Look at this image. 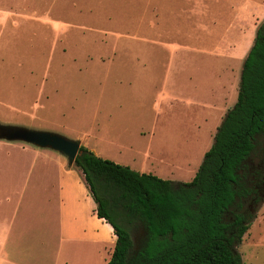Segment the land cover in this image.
<instances>
[{"label":"rangeland","instance_id":"obj_1","mask_svg":"<svg viewBox=\"0 0 264 264\" xmlns=\"http://www.w3.org/2000/svg\"><path fill=\"white\" fill-rule=\"evenodd\" d=\"M263 21L264 0H0V124L57 134L136 172L189 183L237 101ZM28 149L52 161L24 198H49L52 208H0L12 226L10 264H107L112 248L26 240L30 225L58 224L55 162L63 157L0 139V196L18 200L22 182L9 177L29 174ZM130 230L138 243L141 232ZM236 250L243 264H264V201Z\"/></svg>","mask_w":264,"mask_h":264},{"label":"trees","instance_id":"obj_2","mask_svg":"<svg viewBox=\"0 0 264 264\" xmlns=\"http://www.w3.org/2000/svg\"><path fill=\"white\" fill-rule=\"evenodd\" d=\"M72 166L116 236L107 264H243L236 248L264 201V21L237 101L189 183L138 173L83 146ZM131 228L141 232L138 243Z\"/></svg>","mask_w":264,"mask_h":264},{"label":"crops","instance_id":"obj_3","mask_svg":"<svg viewBox=\"0 0 264 264\" xmlns=\"http://www.w3.org/2000/svg\"><path fill=\"white\" fill-rule=\"evenodd\" d=\"M28 150L32 155L30 165H27L29 167L27 168L29 174H24L22 178L19 176L9 177L10 180L15 178L22 182L21 185H18L22 193L18 195L19 197L17 196L18 200H12L10 194L4 195V193V196H0L2 213L6 210L5 206L10 207L16 202L18 207L20 205H29L28 209H32V205L40 207L41 204H45L47 209L52 208L50 207L52 203L49 198L44 202L34 198H24V193L27 189L32 191L37 188V186H29L31 181L36 183L39 180L42 181L44 178H47L44 168L46 169L48 163L52 161L49 153L38 152L32 149ZM37 162H40L38 166L36 165ZM42 162L43 164L45 162L46 165L43 166ZM55 163L58 168V174L55 177L58 197V204L56 206L58 224L55 227L50 225L43 227L42 225L37 226L35 224L32 227L30 225V227L26 228V240L31 243H37L40 246L54 243L56 246L79 245V247H82V250L84 247L90 245L100 250L114 249L116 236L109 224L103 219L97 218L95 212L96 205L88 192L82 174H77L76 168L69 167L64 157H58ZM36 166L38 167V172H34ZM3 177L1 176L0 179ZM0 188H2L1 182ZM9 188H11V185L8 183L3 186L5 191ZM11 227L10 222L5 218L0 219V264H10L9 258L5 253V248L11 235Z\"/></svg>","mask_w":264,"mask_h":264},{"label":"water","instance_id":"obj_4","mask_svg":"<svg viewBox=\"0 0 264 264\" xmlns=\"http://www.w3.org/2000/svg\"><path fill=\"white\" fill-rule=\"evenodd\" d=\"M0 139L9 142H21L40 149H50L63 156L69 167L74 164L80 148L79 141L69 140L50 132L36 131L18 126L1 125Z\"/></svg>","mask_w":264,"mask_h":264}]
</instances>
